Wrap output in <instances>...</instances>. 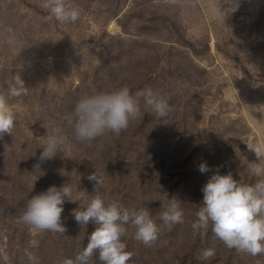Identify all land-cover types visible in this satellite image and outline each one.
<instances>
[{
    "label": "rangeland",
    "instance_id": "1",
    "mask_svg": "<svg viewBox=\"0 0 264 264\" xmlns=\"http://www.w3.org/2000/svg\"><path fill=\"white\" fill-rule=\"evenodd\" d=\"M43 2L0 0V90L16 75L28 87L10 100L12 135L0 137V264L74 259L95 227L73 215L94 194L87 175L95 170L106 204L148 208L159 227L146 246L128 226V264H264V255L226 247L211 226L192 228L212 171L255 182L248 147L264 142V0H66L80 10L75 22L56 20ZM123 86L133 95L151 87L171 111L161 119L141 99L126 130L78 141L77 102ZM57 129L60 152L40 162V142ZM202 162L210 172L199 171ZM64 183L77 199L63 205L65 233L34 235L20 218L26 201ZM171 197L185 219L169 229L160 213ZM207 248L216 255L204 261ZM88 264H101L98 254Z\"/></svg>",
    "mask_w": 264,
    "mask_h": 264
},
{
    "label": "clouds",
    "instance_id": "2",
    "mask_svg": "<svg viewBox=\"0 0 264 264\" xmlns=\"http://www.w3.org/2000/svg\"><path fill=\"white\" fill-rule=\"evenodd\" d=\"M42 7L61 22H75L80 16V10L68 6L66 0H44ZM26 95L28 87L20 75L13 77L6 91L0 90V137L12 135L15 127L16 113L10 100ZM141 99L161 119L171 111L168 101L151 87L138 90L134 95L127 86H123L84 96L74 108L75 138L91 141L106 130L120 134L128 128L130 121L140 117ZM64 140L59 129L43 139L38 146L42 148L39 161L53 159L60 152ZM248 149L256 158L249 161V171L255 182H241L234 179L231 172L221 175L218 168L212 171L201 188L203 203L192 228L199 232L211 226V231L226 247L259 256L264 255V142L252 144ZM36 167L39 168V164ZM198 167L201 173L210 172L204 162ZM87 179L93 183L94 194L83 208L74 209L73 215L80 226L87 227L92 223L95 227L83 249L74 259L66 258L62 264H88L94 254H98L101 264H128L133 253L126 250L127 245L122 239L128 226L135 229L133 238L146 246H151L158 238L159 227L148 208L129 209L115 200L106 204L100 195L104 185L102 173L95 170L87 175ZM66 200L77 202L73 198L71 184L51 185L26 201L20 218L34 235L43 231L63 234L66 228L61 222V214ZM160 219L169 229L183 223L185 211L181 199L171 197L160 213ZM215 255V249L207 248L202 251L200 259L207 261ZM28 256L32 258L31 253Z\"/></svg>",
    "mask_w": 264,
    "mask_h": 264
}]
</instances>
